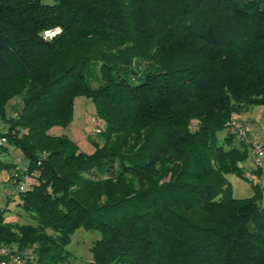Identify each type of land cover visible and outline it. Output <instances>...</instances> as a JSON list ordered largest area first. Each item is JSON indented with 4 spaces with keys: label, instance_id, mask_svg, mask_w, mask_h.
<instances>
[{
    "label": "trees",
    "instance_id": "trees-1",
    "mask_svg": "<svg viewBox=\"0 0 264 264\" xmlns=\"http://www.w3.org/2000/svg\"><path fill=\"white\" fill-rule=\"evenodd\" d=\"M80 95L103 122L91 153L48 132ZM259 105L264 0H0V183L31 177L17 202L31 222L6 221V197L0 246L66 264L82 227L100 233L83 264H264L263 187L236 198L226 178L250 181L251 142L216 136Z\"/></svg>",
    "mask_w": 264,
    "mask_h": 264
},
{
    "label": "rangeland",
    "instance_id": "rangeland-1",
    "mask_svg": "<svg viewBox=\"0 0 264 264\" xmlns=\"http://www.w3.org/2000/svg\"><path fill=\"white\" fill-rule=\"evenodd\" d=\"M42 3L48 4L53 3V0H40ZM47 35V34H46ZM146 65L145 60H137L134 68L138 67L143 68ZM97 73L93 72L88 76L89 85H93L96 82ZM20 97L15 96L9 100L7 104L8 115L15 116L19 107H20ZM259 112V117L256 118V121H264V117H261L264 113V105L257 106ZM258 119V120H257ZM237 120L233 119V123ZM239 122V121H238ZM240 123V122H239ZM242 124V123H241ZM243 125V124H242ZM244 126V125H243ZM103 127V122L96 117L95 105L93 101L85 96H77L73 102V112L72 118L67 125L54 126L48 132L52 134H66L73 142L77 145V150L85 153H91L94 150L92 141H97L99 144L103 143V138L101 135L96 134V131L93 128H98L99 131ZM228 128L220 130L217 132L216 136L218 141H222L226 136L228 131L235 133L233 125L231 124ZM239 139L250 143L247 140L240 139L237 135L235 139ZM248 139V136H247ZM238 144V143H237ZM239 145V144H238ZM10 150H15L10 153L2 155V158L9 160L13 158L12 162L18 164V166H23L26 164V160L20 155L18 149L9 147ZM240 165L243 167L245 174L250 177V181H245L240 177L236 176L233 173L226 174V178L229 180L233 196L236 198H245L253 194L252 184L257 183L262 185L264 190V160L262 167V172L259 175L253 174L251 171L254 169L251 156L248 157L245 161L241 162ZM259 168V167H258ZM11 172H2L0 174V179L5 174ZM90 176H94L92 173ZM31 181V177L23 176L19 184H15L12 181L0 183V206L4 207L6 205V197L8 198L7 210L4 213L6 221L17 222V223H29L31 219L24 210L17 204L18 202V187L19 185H27V182ZM9 209V210H8ZM100 237L98 230L87 231L82 227L77 228L70 236V241L66 246V251L69 253V258L66 264H83L86 261L92 259V254L90 252V247L93 244V241ZM27 257H23L25 260Z\"/></svg>",
    "mask_w": 264,
    "mask_h": 264
},
{
    "label": "built area",
    "instance_id": "built-area-1",
    "mask_svg": "<svg viewBox=\"0 0 264 264\" xmlns=\"http://www.w3.org/2000/svg\"><path fill=\"white\" fill-rule=\"evenodd\" d=\"M233 125V129L235 130L236 135L240 139L247 140L248 136V126H243L238 121L231 122ZM94 131L99 132L98 128H93ZM4 139H0V144ZM251 156H252V163L254 168L261 167L263 165L264 160V133L262 134L261 138L257 141L251 142ZM20 188H23V185H20ZM35 245L28 247L22 250L19 253H12L9 248L0 246V264H22L23 257L34 258L35 257Z\"/></svg>",
    "mask_w": 264,
    "mask_h": 264
},
{
    "label": "crops",
    "instance_id": "crops-1",
    "mask_svg": "<svg viewBox=\"0 0 264 264\" xmlns=\"http://www.w3.org/2000/svg\"><path fill=\"white\" fill-rule=\"evenodd\" d=\"M258 107L254 106L247 112H244L239 115H235L233 119L239 121L242 123L244 126H248V141L253 142L257 141L261 138L262 134L264 133V121H256V118L259 117V112L256 110ZM261 117H264V113L262 114ZM258 120V119H257ZM228 130H230L228 128ZM239 144V139L237 138L234 141L235 145Z\"/></svg>",
    "mask_w": 264,
    "mask_h": 264
},
{
    "label": "water",
    "instance_id": "water-1",
    "mask_svg": "<svg viewBox=\"0 0 264 264\" xmlns=\"http://www.w3.org/2000/svg\"><path fill=\"white\" fill-rule=\"evenodd\" d=\"M58 32H59V29H54V30L47 31L45 34H47L48 36H53L54 34Z\"/></svg>",
    "mask_w": 264,
    "mask_h": 264
}]
</instances>
